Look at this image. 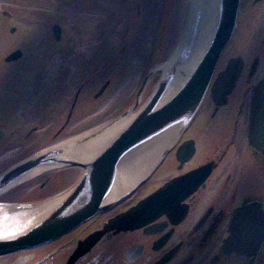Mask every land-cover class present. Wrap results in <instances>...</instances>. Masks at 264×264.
<instances>
[{
    "label": "flooded vegetation",
    "instance_id": "1",
    "mask_svg": "<svg viewBox=\"0 0 264 264\" xmlns=\"http://www.w3.org/2000/svg\"><path fill=\"white\" fill-rule=\"evenodd\" d=\"M4 15L10 16L9 13ZM10 31L13 33L16 28ZM53 38L57 43L61 41V35L59 39L54 35ZM228 49L233 51L227 56ZM15 50L21 51L20 57L6 61ZM13 51L0 60V176L41 150L63 147L57 151L58 155L71 158L80 154L84 159H92L104 151L111 139L92 148L85 146L80 152L75 150L74 135L68 134L73 109L88 82L79 87L62 123L56 121L43 129L35 124L24 134L22 108L25 104L21 101L26 93L23 92L24 66L19 65L23 51L19 48ZM230 64H239L240 69L225 96L227 78L218 82V77ZM56 78L58 80V76L53 82ZM262 80L264 0H238L231 36L217 60L208 90L187 126L172 141L166 137L165 144L154 147L149 143L145 148L131 150V157L138 164H132L130 171L122 170L128 163L126 156L119 162L109 191L114 195L124 185L127 197L60 238L19 251L31 253L20 257L17 264H264V239L255 253L244 255L234 252L228 243L238 208L256 202L264 211V153L250 144L249 126L253 89ZM106 85L102 87L105 89ZM101 88L95 98L102 94L103 91L99 93ZM33 94L31 105L38 111L42 99L36 97V92ZM90 128H86L87 131ZM43 131L48 132L45 140L29 139ZM260 138L264 141V133ZM187 143L191 144L193 152L182 162ZM206 165L210 172L194 191L182 199L168 194L164 210L152 214L145 224L127 229L110 226L111 219L134 207L171 179ZM161 167L163 172L173 168L175 172L168 174L151 191L139 194L140 187L160 174ZM86 173L87 169L81 166L57 165L22 174L0 193V220L1 215L19 219L20 215H27L24 211H30L34 218L31 214L26 218L32 217L29 222L35 224L41 219L36 216L38 209L48 211L61 205ZM128 179H136V182L129 184Z\"/></svg>",
    "mask_w": 264,
    "mask_h": 264
},
{
    "label": "rangeland",
    "instance_id": "2",
    "mask_svg": "<svg viewBox=\"0 0 264 264\" xmlns=\"http://www.w3.org/2000/svg\"><path fill=\"white\" fill-rule=\"evenodd\" d=\"M188 1L0 0V60L14 49L23 51L19 65L24 66L23 92L26 93L25 100L21 101L25 104L22 108L24 134L35 124L43 129L58 121L62 123L76 92L86 82L87 87L80 91L73 109L72 128L68 132L74 135L73 139L79 137L84 141L79 144V149L91 143L92 137H104L114 124L137 114L138 107L130 109L144 79L148 77L138 97L140 107L166 75V68L160 69L159 66L173 59ZM55 24L61 27V41L58 43L52 34ZM12 27L16 28L13 33L10 31ZM232 51L228 49L225 55ZM57 76L58 80L56 78L53 82ZM40 83L41 87H38ZM105 83L102 94L95 98ZM33 92L42 99L40 112L31 105V99L35 98ZM47 133L38 132L29 139L45 140ZM122 167L125 168L123 171H130L131 165ZM159 172L140 187L139 194L154 189L168 174H174L175 169L163 172L161 167ZM128 182L133 184L136 179H128ZM25 212L27 215H20L19 219L28 223L34 213ZM29 214L32 217L28 219ZM26 253L0 257V264H17Z\"/></svg>",
    "mask_w": 264,
    "mask_h": 264
},
{
    "label": "water",
    "instance_id": "3",
    "mask_svg": "<svg viewBox=\"0 0 264 264\" xmlns=\"http://www.w3.org/2000/svg\"><path fill=\"white\" fill-rule=\"evenodd\" d=\"M237 5L238 0H220V17L217 27L205 54L193 72L184 79L177 91L165 103L159 105L162 95L167 90L168 81L172 79V74L166 72L151 97L135 117L119 128V131L117 130L113 138H110V145L96 157L84 159L80 154H74L75 156L71 158L58 155L57 151L63 147L41 150L23 164L0 176L1 193L17 181L22 174L35 169H46L57 165L81 166L87 169V173L83 175L61 205L49 209L39 221L24 232L8 238H0V256L33 249L54 241L127 197L124 196V191H126L123 188L124 185L121 188L123 193L118 191L113 195L109 191L117 165L125 156V160L128 161L126 165L136 163L131 157V150L145 148L149 143L153 146L163 144V142L165 144L166 137L168 141H172L173 137L187 126L207 92L217 60L231 36ZM1 13L8 14L6 11H1ZM52 33L56 39H59L61 27L57 24L53 25ZM20 55L21 51L15 50L5 60H15ZM239 69V64H230L225 72L219 74L218 82L224 78L228 81L226 84L228 89L223 93L225 96L232 88ZM147 78L144 79L137 95V101L130 111L138 105V97ZM103 90L104 87L99 93ZM212 91L214 92V89ZM250 117V144L264 153V141L260 138V135L264 133V80L253 89ZM73 142L75 150L83 151L82 148L79 149V144L84 142L83 140L77 137L73 139ZM184 148V157L180 159L182 162L190 158L193 152L190 143H187ZM209 172L210 168L206 165L171 179L134 207L111 219L110 226L127 229L145 224L151 220L152 214L164 210L165 203H167L164 199L168 194L175 199L184 198L205 180ZM231 231L228 243L234 252L239 255L255 253L264 239V211L261 205L255 202L238 208L232 220Z\"/></svg>",
    "mask_w": 264,
    "mask_h": 264
},
{
    "label": "bare ground",
    "instance_id": "4",
    "mask_svg": "<svg viewBox=\"0 0 264 264\" xmlns=\"http://www.w3.org/2000/svg\"><path fill=\"white\" fill-rule=\"evenodd\" d=\"M185 10L180 26V40L172 56L173 59L159 66L160 69L166 68V72L170 71V73L174 74L171 77L178 75V78H181L175 77L174 81L172 79L168 81L167 90L162 95L159 105L165 103L177 91L184 79L193 72L205 54L219 21L220 0H189ZM173 61L176 62L172 63ZM171 63V69H168ZM175 66L178 68L174 69ZM137 107L138 110L141 108L138 104L134 110ZM135 115L136 113H133L129 115L125 122L123 121L114 125L104 137L102 136L101 138L100 135L92 137L93 139L87 147L92 148L94 145L102 143L103 140L105 142L109 141L116 134L117 130L119 131V128H122ZM37 212V219H40L47 213V209L40 208ZM26 222L20 221V219L18 220L15 217L7 218L6 216H2L0 220V238H8L24 232L33 223Z\"/></svg>",
    "mask_w": 264,
    "mask_h": 264
}]
</instances>
